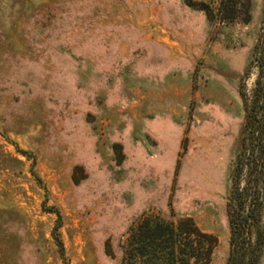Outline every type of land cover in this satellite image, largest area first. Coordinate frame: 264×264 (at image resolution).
Masks as SVG:
<instances>
[{"label":"rangeland","instance_id":"374dc122","mask_svg":"<svg viewBox=\"0 0 264 264\" xmlns=\"http://www.w3.org/2000/svg\"><path fill=\"white\" fill-rule=\"evenodd\" d=\"M263 59L264 0H0V264H122L146 216L228 264Z\"/></svg>","mask_w":264,"mask_h":264},{"label":"trees","instance_id":"16d2710c","mask_svg":"<svg viewBox=\"0 0 264 264\" xmlns=\"http://www.w3.org/2000/svg\"><path fill=\"white\" fill-rule=\"evenodd\" d=\"M261 65L234 174L228 264H259L264 244V59ZM217 245L218 237L191 217L175 223L146 216L131 228L122 264H208Z\"/></svg>","mask_w":264,"mask_h":264}]
</instances>
